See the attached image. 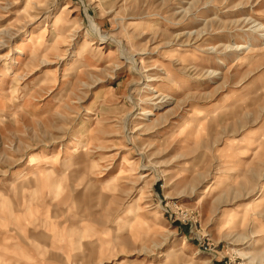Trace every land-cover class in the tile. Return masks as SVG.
<instances>
[{
	"label": "rangeland",
	"instance_id": "obj_1",
	"mask_svg": "<svg viewBox=\"0 0 264 264\" xmlns=\"http://www.w3.org/2000/svg\"><path fill=\"white\" fill-rule=\"evenodd\" d=\"M255 23L264 0H0V264H264Z\"/></svg>",
	"mask_w": 264,
	"mask_h": 264
},
{
	"label": "bare ground",
	"instance_id": "obj_2",
	"mask_svg": "<svg viewBox=\"0 0 264 264\" xmlns=\"http://www.w3.org/2000/svg\"><path fill=\"white\" fill-rule=\"evenodd\" d=\"M88 17H89V19H90V26H91V28L93 29V31H94V33L98 36V37H100L102 40L104 39L105 40V37H104V35H102V33H101V29H100V27L98 26V24H96L94 21H93V19L88 15ZM246 22V21H245ZM264 29V26L263 25H260V24H254V26L252 27V30L253 31H257V32H260V30H263ZM4 37V36H3ZM2 38V37H1ZM199 38V37H198ZM4 39V38H3ZM1 40V39H0ZM3 43V42H2ZM117 44H118V46L120 47V49H121V53H122V55L124 56V57H126L130 62H131V64H132V66H133V68L135 69V71H138V69H137V62H136V60L132 57V56H129L128 54H126V52H125V50H124V47H123V44H122V42H117ZM252 48H253V43H252V41H248V43H247V45H244V46H240L238 43H232V44H225L224 46H222L220 49H218L217 47L215 48V47H213L212 48V52L214 53V54H218L219 52L221 53V54H225V53H231V55H234V54H237V53H239V52H244V51H251L252 50ZM125 58V59H126ZM225 65V61L223 62V66ZM213 73H214V75H216L217 73H215V72H212V75H213ZM152 92H155V89H152L151 90ZM155 96V95H154ZM159 96V95H158ZM164 98V97H163ZM131 99V98H130ZM162 99V98H161ZM164 99H166V98H164ZM163 101V100H162ZM175 102V99H173V98H167V102ZM227 101V100H226ZM238 106V105H237ZM226 107H228V103L227 102H224L222 105H221V107H219V109L218 110H220V112L222 111H224V110H226ZM235 107V106H234ZM206 109L205 108H201V109H198V115H197V117L198 116H202L203 114H204V111H205ZM235 110V109H234ZM159 110H156L155 112L154 111H148L147 112V114H146V117H148V120H150V118L152 117V116H156V112H158ZM127 119H128V117H127ZM126 126V125H125ZM142 156V155H141ZM54 158L56 157V155L55 156H53ZM51 159V157H47L46 158V160L47 159ZM56 158H58V157H56ZM53 160H55V159H53ZM143 168H146V167H143ZM258 243V242H257ZM260 243V242H259ZM264 243V242H263ZM181 245V244H180ZM182 245H183V243H182ZM173 249V248H172ZM241 251V250H240ZM243 251V250H242ZM244 252V251H243ZM175 253V250H170V251H168V252H166L165 253V255H164V257H166V258H169V257H171L173 254ZM240 255L242 256V257H244V258H246V255L247 254H245V253H242V252H240ZM160 257V256H159Z\"/></svg>",
	"mask_w": 264,
	"mask_h": 264
}]
</instances>
